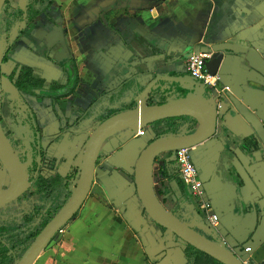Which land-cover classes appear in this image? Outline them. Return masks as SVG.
Returning <instances> with one entry per match:
<instances>
[{"label":"crops","instance_id":"obj_1","mask_svg":"<svg viewBox=\"0 0 264 264\" xmlns=\"http://www.w3.org/2000/svg\"><path fill=\"white\" fill-rule=\"evenodd\" d=\"M48 15L54 23L39 18L28 25L1 63V88L2 96L12 99L15 88L8 76L17 65L33 67L48 82H64V64L51 55L59 48L66 50L82 79L75 95L55 105L51 99L29 98L44 141L64 159L69 156L81 164L88 130H74L75 126L130 82L136 89L145 86L136 98L139 107L146 106L150 89L161 82L177 84L176 91L189 87L191 94L187 57L204 46L211 54L207 65L220 74L221 85L264 121V77L244 69L240 56L224 52L216 58L211 49L217 43L243 42L264 59V0H55ZM197 91L216 104L229 103L224 94L214 97L207 89ZM222 116L217 134L196 146L192 158L203 183V200L211 202L212 213L220 218L215 237L233 252L243 253L245 246L255 251L264 242V150L246 153L242 139L253 131L232 108L224 109ZM59 125L67 127L62 134L57 132ZM223 125L239 141L226 137ZM67 131L74 136L69 138ZM131 133L122 131L105 143L92 195L34 264H184V244L178 238L166 232L165 250H148L120 211L121 206L142 210L133 175L147 138L138 133L130 137ZM166 161L163 154L153 163L155 181L174 194L175 182L158 173L165 171ZM183 221L205 236L213 231L194 211L184 214ZM252 261L257 263L254 254Z\"/></svg>","mask_w":264,"mask_h":264},{"label":"water","instance_id":"obj_2","mask_svg":"<svg viewBox=\"0 0 264 264\" xmlns=\"http://www.w3.org/2000/svg\"><path fill=\"white\" fill-rule=\"evenodd\" d=\"M5 1L6 0H0V15ZM1 42L4 45L3 53L1 52ZM1 42L0 161L8 171L11 179L9 188L0 191V206H4L15 201L24 193V191L28 188V177L24 167L21 165L8 138L6 137L1 123V63L6 51V44H4L3 41ZM209 49V47L204 46L198 48L192 53H208ZM211 49L214 53H216V58L220 56V53L224 52L240 56L239 60L244 69H253L264 77L262 56L249 44H245L243 42H223L214 44ZM51 58L60 64L67 65L69 68H72L70 58L66 54V50L64 48H59L55 55H51ZM208 70L211 74H218L217 72L211 71L209 67ZM190 81L192 83L191 86H193L190 91L192 94H189L185 99H178L165 104L153 106H148L146 103V106L144 107L137 106L136 100L135 108L116 113L100 122V125L93 131L86 144L78 182L71 198L59 214L38 235L22 259L16 264H34L42 251L47 248L54 238L60 234V231H62L79 212L92 188L97 161L105 143L110 138L125 130H130L132 132L130 137H133L135 133L139 132L140 128L145 129L146 131L145 134L147 135L144 134L145 136L143 135L140 137L147 138V143L136 161L133 177L136 185V199L142 210H136L131 206H121L120 211L126 215L130 221L131 227L140 235L144 246L148 250L157 249L159 247L165 250V242L166 240L168 241V238L165 239V233L169 232L171 236L178 238V240L184 244V250L187 245L193 246L222 264H244V261L250 259L253 254L258 260L264 259V242L261 245L259 244L260 246H258V248L256 247L255 251L253 247L245 246L243 253L233 252L232 250L226 248L219 239L218 241L211 240L207 238L208 236L204 235L205 233H200L197 229L178 219L175 215L164 208L157 197V192L152 182L153 163L155 159L166 152L174 151L180 148H195L203 141L217 134L219 126L218 123L223 121V106L218 108V104H216L215 101L207 100L205 97L199 95L197 90L202 88L203 91H205L206 88H200V85L196 82L192 80ZM185 88L186 90L189 89V87ZM181 90L185 89L181 88ZM226 96L229 100L227 107L232 108V110L239 117H241V119L253 131L251 135L245 138L253 137L258 144L259 150H264V121L255 113V111L249 108V106L244 103L240 97L227 91ZM114 110H117V108ZM183 116L193 117L198 121L199 125L194 133L186 136H170L160 138L151 142V140L156 137L152 127L154 122ZM148 125L149 127H147ZM222 130L226 137L234 138L239 141V138L236 137V135L226 125L222 126ZM253 154L254 153H252V155ZM262 155L264 158V153H262ZM164 188L166 190L167 186L164 185ZM110 196L111 199L115 201L114 203L120 205V202H117L116 200V193L114 194L111 192ZM215 215L219 220V216L217 214ZM157 227H159V229ZM218 227L219 226L211 227L213 231L210 236L212 238L217 239L215 235H217ZM249 247L251 248V251L246 252V248ZM251 262L253 261L251 260ZM186 263L187 259L184 253V264Z\"/></svg>","mask_w":264,"mask_h":264},{"label":"trees","instance_id":"obj_3","mask_svg":"<svg viewBox=\"0 0 264 264\" xmlns=\"http://www.w3.org/2000/svg\"><path fill=\"white\" fill-rule=\"evenodd\" d=\"M54 1L55 0H27L24 9L4 7L2 13V36H0L1 41L6 44L3 61L7 59L8 53L11 51L12 47L25 33V26L38 22V19L42 16H44L48 22L54 23L48 15V9ZM67 75L68 78L64 82H48L31 66L22 65L18 67L17 70H14V72L8 76V79L18 92L32 94L40 98H49L52 100L53 104H55L60 99L75 95L82 81L75 63L71 70L68 69ZM176 87L177 84L171 82L158 83V85H155L149 92L146 101L147 105H161L178 99H185L190 94L185 90L175 91ZM143 88L144 86L140 85L139 89H136L135 82H130L116 94L105 98L95 105L86 113L83 119L90 120V123L93 124L96 121H104L116 113L135 108L136 98ZM21 100L22 98L18 95L15 101L13 100L14 107L18 106L17 102ZM22 105L23 103L21 106ZM116 106L117 110H114L113 108ZM20 118L21 120L19 122L12 119L16 133L20 134L21 128L23 131L22 135L27 137L32 136L36 142L40 144L41 129L34 111L30 108H26L25 114ZM28 120L31 121L29 126H31L32 130L28 129V124L26 125ZM198 125V121L189 116L175 117L154 122L152 127L156 137L151 140V142L170 136L190 135L197 130ZM242 148L249 154L259 149L253 137L242 139ZM170 153L172 152L164 153V155L167 156V161L164 163L165 171H163L161 175L164 178L166 177L173 180V178L170 177H172V168L175 161L168 160L169 155H171ZM28 167L34 168L35 170L36 164L32 162ZM79 172L80 169L74 166L65 178L57 176L52 180H46L44 177H40L36 182L35 173L31 175L29 173L31 181L35 182L31 193V204L21 209L16 206H5L0 208V264H16L22 259L34 240L56 217L70 198L72 193L70 181L76 179ZM162 192H165L164 189L159 190V193ZM28 199L29 195L25 194L14 203L24 202ZM164 208L169 211L165 206ZM207 238L218 241V239L212 238L211 236ZM184 253L187 259L186 264H222L190 245L186 246Z\"/></svg>","mask_w":264,"mask_h":264},{"label":"flooded vegetation","instance_id":"obj_4","mask_svg":"<svg viewBox=\"0 0 264 264\" xmlns=\"http://www.w3.org/2000/svg\"><path fill=\"white\" fill-rule=\"evenodd\" d=\"M26 1L27 0H6L5 1L4 6L2 8L1 15H0V36H2V27H3L2 13H3L4 7L6 6L8 8H12V9H24L25 6H26ZM40 18H41V21L44 22V16H42ZM31 24H33V23H31ZM26 27L27 26L24 27V30H25ZM7 60H8V56H7L6 60H4V61L2 60V63L6 62ZM262 62H263V66H264V59L262 60ZM74 63H75L74 61H72V62L70 61V64L72 65V68L74 67ZM20 66H22V65H17L11 71L10 75L12 74V72H14V70H17V68L20 67ZM63 67L66 69V71H68V69H70V70L72 69V68H69L66 65H64ZM16 74H17V72H16ZM1 80H2V74H1ZM18 95H20L22 100L17 102L18 103L17 105L19 107L18 106L14 107V103L13 102L15 101V99H16V97ZM224 95L226 96V92L224 93ZM30 97H35V98H38V99H49V98H40V97L32 95V94L20 93V92H18L16 90V88H15V94L13 95L12 99H9V98H5V97L2 96V88H1V102H2V106H1V123H2V127L4 129L6 137L8 138V140H9L11 146H12L13 151L15 152L16 156L18 157L21 165L24 167V169H25V171L27 173V177H28V188L24 191V193L19 198H21L22 196H24L26 194V195H29V199L24 201V202L14 203V202H16L19 199L18 198L15 201H13V202H11V203H9L7 205L0 206V208L1 207H5V206H16L19 209H21L23 207L26 208L27 206H29L31 204V201H32V194L31 193H32V190H33L34 183L36 182V180L38 178L44 177V179H46V180H52L53 178H55L57 176L65 178L70 173L71 169L74 166H77L79 169L81 168L82 162H81L80 165H78L76 162L71 160L70 164L67 166V164H66L67 162L65 161L64 158L61 159L59 162L56 160L57 157L55 158V156L59 155L60 153L57 152L56 149H54V146L52 145V143H48L47 144L44 141V134L42 132V127L40 126L38 119H37V122H38V124L40 126V129H41L40 144L37 143L36 140L32 136L27 137V136L22 135L23 131H22L21 128H20V134L16 133V131H15L16 129H15L14 125H13L14 123H13L12 119H15V121L19 122L21 120L20 117L25 114V109L26 108H28V109L30 108V109H32L34 111V109L31 107V105L29 103V98ZM21 102L23 103L22 106H21V104H22ZM52 104H53V102H52ZM222 106H223L224 109L227 108L226 104H224V103H222ZM35 115H36V113H35ZM36 118H37V115H36ZM27 124H28V126H27L28 129L32 130L31 126H29V124H31V121L28 120L26 125ZM93 125L94 124H91L89 122V120H84L83 119V120H81L80 123H78L75 126L74 130H88ZM56 128L58 129L57 132L58 133L60 132V134L64 133V131H65V130H63L65 128H61V125L57 126ZM66 134H67V136L69 138L74 136V133L71 132V131H67ZM91 135L92 134L87 135L88 138L86 139L85 145L83 146V148H84L83 149V157H84L86 144H87V142L89 140V137ZM12 137H14L15 140L17 139L18 141H21L20 145H17L16 142L14 143L13 140H12ZM193 149L194 148H192L191 151ZM19 151H21V152H19ZM258 151H260V150L258 149L255 152H258ZM170 152H172V153H170L171 155H169L168 160H174L175 161V164H174V166L172 168L173 169L172 170L173 171V173H172L173 174V181L172 182H175V185H176L177 189L174 192V194H172V192L167 191V189L165 190L164 184L157 185L156 181H155V179H156L155 170L153 169L152 182H153V184L155 186L158 199L161 201V203L171 213H173L181 221H183L184 214H186V213L188 214V213H191V212L194 211L200 216L201 219H203V221H204L203 223L205 224V226L209 225L210 227H212V224L210 223V220H209L208 216L205 214V212L201 208V200L198 199L194 195V192L189 190L184 185V182H183V179H182V176H181V173H180V166L178 165L177 160H176V150L170 151ZM160 156H162V155H160ZM160 156H158L155 159L154 162H157L159 160ZM166 158H167V156H166ZM82 161H83V159H82ZM98 161H99V158H98ZM98 161H97V163H98ZM32 162L36 164V167H35L36 169L35 170H34V168H29L28 167L30 165V163L32 164ZM196 167L198 168L197 165H196ZM1 168L5 169V167L3 166V164L0 161V169ZM198 170H199V168H198ZM80 171H81V169H80ZM6 172H7L8 178H9L10 183H11L10 175H9L7 170H6ZM29 173H30V175L35 173V182L31 181ZM158 173H160V175H161V169L159 170ZM79 174H80V172L76 176V179H74V180L72 179L70 181V184H71L70 185V189L72 191V193L70 195V198H71V196H72V194H73V192L75 190V187L77 185ZM9 186H10V184L4 190L8 189ZM161 189H164L165 192L159 193V190H161ZM93 190H94V181H93L92 188H91V190H90V192L88 194V197L85 200L84 204L86 203V201L92 195ZM202 190H203V183H202ZM69 199H68V201H69ZM64 206H63V208H64ZM62 231H60V233ZM254 258L256 259L257 262L261 261V260H258L255 256H254Z\"/></svg>","mask_w":264,"mask_h":264},{"label":"built area","instance_id":"obj_5","mask_svg":"<svg viewBox=\"0 0 264 264\" xmlns=\"http://www.w3.org/2000/svg\"><path fill=\"white\" fill-rule=\"evenodd\" d=\"M211 57L208 53H192L187 58V72L190 79L196 82L200 87H204L209 90L215 97H220L226 91L228 87L221 85V77L219 74H211L207 67V60ZM222 104L218 103V108H221ZM145 129L140 128L138 135L143 136ZM176 160L180 166V173L184 182V185L194 192V195L201 200V208L208 216L212 227L219 225L218 217L212 213V205L209 201L203 200L202 182L200 180V172L196 167L190 148H180L176 150ZM246 252H250L251 248H246ZM252 257L244 261V264H252ZM257 264H264V259Z\"/></svg>","mask_w":264,"mask_h":264},{"label":"rangeland","instance_id":"obj_6","mask_svg":"<svg viewBox=\"0 0 264 264\" xmlns=\"http://www.w3.org/2000/svg\"><path fill=\"white\" fill-rule=\"evenodd\" d=\"M1 42V41H0ZM1 52L3 53L4 52V45L2 44V42H1ZM100 125V123H96V124H94L91 128H89L88 129V135H90V134H92V132L98 127ZM67 129V127H65V129H63V130H66ZM12 140H13V142L15 143L16 142V144L17 145H20V143H21V141H18L17 139L15 140L14 139V137H12ZM77 142H78V140H77ZM61 149H62V147H60ZM59 148V149H60ZM60 149V150H61ZM19 152H21V151H19ZM59 155H58V157L56 158V160L59 162L61 159H63V157L62 156H64L60 151H59ZM65 161L67 162L66 164H67V166L70 164V161H71V158L68 156L66 159H65ZM10 184V180H9V178H8V175H7V172H6V170L5 169H3V168H1L0 169V191H2V190H4L8 185Z\"/></svg>","mask_w":264,"mask_h":264}]
</instances>
